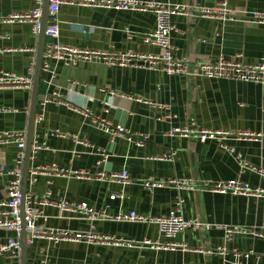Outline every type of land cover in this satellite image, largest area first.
Wrapping results in <instances>:
<instances>
[{
    "label": "crops",
    "instance_id": "obj_1",
    "mask_svg": "<svg viewBox=\"0 0 264 264\" xmlns=\"http://www.w3.org/2000/svg\"><path fill=\"white\" fill-rule=\"evenodd\" d=\"M140 1L172 3L187 9L171 17L175 58L206 64L221 60L264 64V24L246 20L252 13L264 12V0ZM34 7V0H0V17L25 14ZM213 8L232 11L234 18L199 14L201 9ZM58 18L59 37L47 38L46 46L57 44L112 55L161 53L159 47L144 41L156 30L153 11L63 4ZM38 37L30 23L0 21V78L29 75L36 62ZM49 65L50 72L42 71L37 115L43 113L44 98L51 97L53 102L45 107L43 120L35 126L33 150L35 146L38 149L30 158L27 194L43 197L51 190L55 204L37 206L43 211L37 224L42 230L92 233L137 244L129 248L86 240L54 243L37 239L27 244L28 264H264V236L251 234L264 227L263 197L143 186L149 179L192 180L197 184L241 180L264 189V176L260 174L264 172V85L169 76L161 64L156 70L107 66L98 61L67 66L49 60ZM31 95L32 90L24 87L0 88V133L27 135ZM75 108L88 111L89 116ZM93 119L124 126L134 141L124 136L112 141ZM192 124L196 131L227 132L234 137L250 132L254 137H228L224 143L234 149L231 152L218 140L202 142L193 136H170L173 129L191 128ZM56 131L64 136L53 135ZM145 136L148 139L143 140ZM140 140L143 144L137 145ZM99 149L106 151V158ZM171 151L175 153L173 161L160 160ZM17 152L15 143L0 145V168L13 170ZM50 166L87 172L91 178L40 174L35 184L30 183L32 170ZM123 171L130 176L125 186L96 177ZM12 179L11 175H0V205L7 201V185ZM115 194L123 198L112 200ZM63 201L85 203L114 216L135 211L147 217L168 216L177 202L183 201L185 219L199 218L210 227L179 234L173 241L186 244L185 250L153 249L139 243L167 241L156 224L100 220L93 229L79 212L62 211L57 205ZM9 238H16V234L0 230V245ZM248 253L250 256L245 257ZM0 264H13V260L4 256Z\"/></svg>",
    "mask_w": 264,
    "mask_h": 264
},
{
    "label": "built area",
    "instance_id": "obj_2",
    "mask_svg": "<svg viewBox=\"0 0 264 264\" xmlns=\"http://www.w3.org/2000/svg\"><path fill=\"white\" fill-rule=\"evenodd\" d=\"M35 7L31 11L25 14H15L9 17H0V21L3 23H30L33 27L35 36H39L42 30V17L44 0H34ZM66 5H81L87 8H104L114 9L120 11H153L157 16V26L153 34L145 38L147 44L155 45L161 49V53L156 56H146L143 54L129 52L127 54L112 55L106 52H89L86 50H79L76 48H70L60 46L57 44H50L46 46V52L43 60L42 71L50 72L49 60H56L64 63L67 66H77L80 62H93L98 61L107 66L118 67H146L151 70L158 69L159 65H163L161 68L167 75H183L187 78H199L204 77L207 79H223L232 80L241 83L249 84H261L264 85V64H244L240 62H226L218 61L216 63H192L186 59H177L174 57V48L171 44V35L175 30V26L171 23V17L176 14H182L187 12L185 7L179 5H173L172 3H158L154 1L144 2L140 0H49V20L46 26V37L50 39H57L60 33V21L58 13L60 6ZM225 5V4H224ZM204 17H211L221 15L224 19L234 18V13L227 9H201L200 13ZM246 20L252 21L258 24H264V12H255L246 17ZM35 65L33 64L28 76H18L16 74H7L0 78V88H18L24 87L32 90ZM111 94H114L113 92ZM136 100L143 102L141 98ZM51 97H46L41 102L42 112L36 117V123L40 122L44 118L45 107L52 103ZM2 111V110H0ZM75 111L80 112L75 108ZM85 116H89L88 111L80 112ZM95 123H99L101 128L111 136L112 141L118 136H124L129 141H134L132 134L124 126H112L109 123H104L102 120L93 119ZM192 124L191 128H175L171 131L170 136L176 134L182 136H193L199 138L202 142L207 140H218L221 143V147L227 151L234 152V149H230L224 142L231 137L236 140L252 139L254 134L250 132H240L239 134L230 135L227 132H213L207 130L196 131ZM53 135L57 137H63V133L56 131ZM143 140L148 137H143ZM27 135L25 132H4L0 133V145L15 143L18 146V152L16 155V166L13 170H8L5 167L0 168V175L8 174L13 176V179L9 181L7 185V201L0 205L4 207L0 210V230L5 232H13L16 234V238H9L5 244L0 245V258L7 256L13 260V264H22L21 259V201H22V166L25 161V149H26ZM137 145H142L143 141H136ZM38 149L34 148V152ZM103 157H107L105 150H98ZM175 153L174 151L163 154L160 157L162 161H173ZM238 160L240 156L237 157ZM30 183L35 184L37 176L40 174H47L52 176H75L77 179H90L91 176L87 172L80 171H67L59 169L57 166L50 167H38L31 171ZM264 176V172H260ZM100 180H109L121 184L123 186L129 184L130 176L127 171L121 173L101 174L96 176ZM143 186L147 189H158L164 187L175 186L177 189H188L194 192H210L215 194H231L234 196H253L258 198H264V189L259 187H252L249 183L241 180H230L220 182H204L197 184L192 180H168V181H154L147 180L143 182ZM52 191L49 190L43 197L33 196L26 194L25 198V222L27 231V244H32L37 239H48L54 243L60 241H72L81 242L86 240L90 243L97 244H115L119 246H127L133 248L136 242H127L123 239H115L112 237L95 236L92 233L85 234H73L65 230H42L37 224V219L42 217L43 211L37 208V206L47 207L52 206L55 203L51 199ZM122 194H115L111 197L112 200L122 199ZM183 201L177 202V207L168 216L162 217H147L138 214L135 211L121 212L118 215H110L105 211H96L89 207L87 204H74L68 202H62L57 206L62 211H74L83 215L85 220L92 224V228H95V223L100 220H111L117 222L126 223H138V224H156L159 227L160 234L167 241L165 243L144 241L142 245L150 246L153 249H165V250H178L187 249L186 244H180L173 241L177 236L183 233L187 229L193 230H206L210 226L204 224L199 218L185 219L182 215ZM251 234L255 237L264 236V227L252 231ZM250 253L245 254V257H249Z\"/></svg>",
    "mask_w": 264,
    "mask_h": 264
},
{
    "label": "water",
    "instance_id": "obj_3",
    "mask_svg": "<svg viewBox=\"0 0 264 264\" xmlns=\"http://www.w3.org/2000/svg\"><path fill=\"white\" fill-rule=\"evenodd\" d=\"M49 20V0H44L43 6V17H42V30L39 34L38 47L36 52V62H35V72L32 84V95L31 103L29 109V122L27 128V141L25 149V161L23 163L22 169V180H21V190H22V201H21V262L22 264H28L27 261V231H26V222H25V198L27 194V180L28 174L30 171V158L33 152V143H34V132L36 126V117L38 112V102L40 96V85H41V76H42V66L43 60L46 52V42L47 37L45 34L46 26Z\"/></svg>",
    "mask_w": 264,
    "mask_h": 264
}]
</instances>
